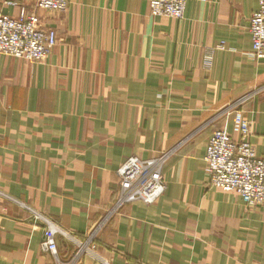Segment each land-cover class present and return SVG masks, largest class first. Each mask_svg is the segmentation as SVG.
Listing matches in <instances>:
<instances>
[{"label": "crops", "instance_id": "0c3cea01", "mask_svg": "<svg viewBox=\"0 0 264 264\" xmlns=\"http://www.w3.org/2000/svg\"><path fill=\"white\" fill-rule=\"evenodd\" d=\"M14 1L0 9H34ZM150 1L38 9L59 36L48 57L0 54V264H57L38 214L60 230L64 263L92 232L80 264H264V205L210 186L204 159L235 110L264 156V53L251 55L249 31L258 0H190L181 20L152 15ZM134 155L163 158L167 189L116 207L118 169Z\"/></svg>", "mask_w": 264, "mask_h": 264}, {"label": "built area", "instance_id": "2783aa9c", "mask_svg": "<svg viewBox=\"0 0 264 264\" xmlns=\"http://www.w3.org/2000/svg\"><path fill=\"white\" fill-rule=\"evenodd\" d=\"M15 5L14 0H5ZM34 9L22 6L17 15L8 14L0 9V54H7L28 62H41L50 54L59 40L55 28L46 27L37 12L66 13L69 0H28ZM190 0H151L150 11L154 16L184 19ZM206 2L208 0H197ZM249 31L252 39L254 58L264 53V0H258V8L250 17ZM225 49V42L218 46ZM214 55L209 51L203 57V67L211 69ZM252 121L240 110H235L232 132L218 128L212 133L206 148L205 162L209 174V185L238 194L248 206L264 205V156H259L251 143ZM234 134L238 138L234 137ZM163 158L142 159L131 156L119 169V195L116 207L125 203L141 200L147 204L155 203L166 191L167 182L162 173ZM36 219L49 224L46 238L41 247L56 258L57 264H80L84 252L95 248L97 235L90 233L79 242L75 256L68 262L61 261L55 235L60 230L46 218L37 215Z\"/></svg>", "mask_w": 264, "mask_h": 264}]
</instances>
